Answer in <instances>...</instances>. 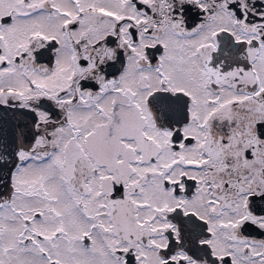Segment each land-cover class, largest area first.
<instances>
[{"label":"snow or ice","instance_id":"1","mask_svg":"<svg viewBox=\"0 0 264 264\" xmlns=\"http://www.w3.org/2000/svg\"><path fill=\"white\" fill-rule=\"evenodd\" d=\"M0 264H264V0H0Z\"/></svg>","mask_w":264,"mask_h":264}]
</instances>
